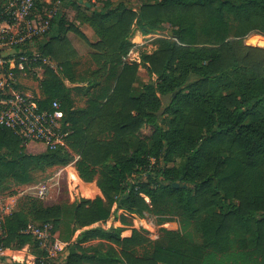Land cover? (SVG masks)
Returning <instances> with one entry per match:
<instances>
[{
  "label": "trees",
  "instance_id": "16d2710c",
  "mask_svg": "<svg viewBox=\"0 0 264 264\" xmlns=\"http://www.w3.org/2000/svg\"><path fill=\"white\" fill-rule=\"evenodd\" d=\"M137 2L136 9L129 0H104L96 10L88 0L74 20L59 12L41 38L39 52L69 82L77 81L73 61L79 55L69 32L88 44L97 66L92 74L114 78L110 88L75 109L71 88L46 66L39 103L61 102L71 129L65 145L25 146L0 127V183L8 174L27 183L31 170L66 166L74 152L78 176L100 191L72 205L70 234L81 231L66 255L38 256L35 264H264V0ZM76 20L98 39L90 42ZM133 22L139 32L165 24L173 32L141 54L155 79L137 88L139 63L123 62L133 47ZM254 35L259 45L251 42ZM171 156L186 158L182 168L165 165ZM114 203L127 212L122 224L130 215H156L158 224L175 217L180 231L160 227L152 240L136 228L128 237H121V227L83 229L107 221ZM29 211L31 221L51 222L53 231L61 226L59 204H32ZM26 223L22 212L7 215L6 246L22 251L35 244L19 233ZM142 246L151 249L138 254Z\"/></svg>",
  "mask_w": 264,
  "mask_h": 264
},
{
  "label": "built area",
  "instance_id": "2783aa9c",
  "mask_svg": "<svg viewBox=\"0 0 264 264\" xmlns=\"http://www.w3.org/2000/svg\"><path fill=\"white\" fill-rule=\"evenodd\" d=\"M36 2L0 0V127L10 130L25 146L41 144L55 150L65 145V138L71 132L61 102L52 99L48 106H42L38 92L35 95L19 88L23 77L30 75L37 79L43 66L49 63L39 52L38 44L61 9V0H54L41 9L37 8ZM131 53L132 50L127 56ZM76 159L78 157L74 161ZM35 189L39 198H45L49 183L43 180L25 188L26 191ZM2 199L0 196V261L12 257L9 254L11 248L4 244L8 235L5 219L10 212L5 210ZM145 199L148 201L147 197ZM19 233L30 235L38 243L44 251L40 258H57L66 249L56 238L51 222L30 221L19 229ZM158 237V233L152 235L153 239ZM35 258L32 255V264H35Z\"/></svg>",
  "mask_w": 264,
  "mask_h": 264
},
{
  "label": "rangeland",
  "instance_id": "374dc122",
  "mask_svg": "<svg viewBox=\"0 0 264 264\" xmlns=\"http://www.w3.org/2000/svg\"><path fill=\"white\" fill-rule=\"evenodd\" d=\"M91 2H93L92 8L99 10L102 7V2H104V0H94ZM129 3L135 6L136 9L139 7L137 0H129ZM68 20H74V16L71 15ZM81 27L84 28L86 26L81 25ZM169 28H171L170 25L165 24L164 28H149L141 30L142 32L136 31L135 34L138 35L139 39L134 40V42L132 41L133 43L131 42L133 47L130 48V50H132V53L129 56L126 55L124 57L129 58L130 60L124 61L123 59L124 63H139L137 80L134 84L136 88L141 83L149 81L150 78L155 79L154 75H148L146 69L142 65L143 63L141 60V54L151 53L153 50H155L158 47V39H172V34H170V32H173ZM137 29H140L139 26L135 22H133L131 27V33L135 32V30ZM135 34L132 35L135 36ZM92 36L93 38L94 36L95 38L98 37L95 33ZM69 37L79 53V55L74 58L73 61V69L75 73L74 75L75 78H77V81L71 83L67 79H65L61 72L58 70L56 62L46 56V58L49 60V63H46L43 66L42 73H40V76L37 79L35 77H30V75H28V77L26 78L23 77L21 80L22 83L19 85V88L25 91L32 92L35 95L37 94L36 92H38L39 96L43 98L41 82L44 78L43 71L45 70L46 66H48L49 68L55 70L61 77V79L64 80V83L71 88V94L74 100V108L81 109L86 106L87 100L91 96L94 97L97 94L102 93L103 88H110L114 81V78L112 76H108L106 73L93 75L92 72L97 69V66L87 53L88 44L79 35L73 32H69ZM257 37L260 38V36L254 35L251 38V42L256 45H259V40L257 39ZM87 39L89 40V38ZM165 101L166 99L163 98V102ZM132 145L135 148L137 146V142L133 141ZM1 152L5 151L2 150ZM71 153L73 156L75 155V157H78L77 154H73L74 152ZM6 155L7 153H2L4 161H7L9 159ZM185 159L186 158L184 156H171L165 165L182 168L185 163ZM73 161L66 166H52L47 167L44 170H31L29 173L30 180L27 183H18L8 174L6 178L0 183V196H2L3 198L2 202L4 204L5 210H7L8 212H22L26 216V222L28 223L31 221L29 210H31L32 204H40L44 206L50 204H59L60 206H62L63 211L69 218V214H71L72 205H75V203L82 200L83 198H90L86 195L93 196L95 194L94 189H92L91 187H89V185L80 180V178L78 177V172H76V165ZM159 164L163 165L164 162H162L161 160ZM43 180H46V182L49 183L48 195L45 198H39L37 196L38 190L36 189L27 191L25 190V188H27L28 186L36 184L39 181ZM141 180H144V177H141ZM123 213L127 214V212H125L124 210L118 209L116 203H114L111 208V215L109 219L101 224V226H103L102 228H109L111 225L119 226V221L114 220L120 219L123 216ZM123 220L126 223V227L121 233L122 236H125L130 231L132 233V229L136 228L152 240H155L152 238V235L155 233L159 234L160 227L167 229L173 228L172 224H167V222H169L170 220L173 221V218H170L165 224L164 222L158 224V217L156 215L145 214L144 217L130 215V217H123ZM179 224L180 223L177 220L175 225L176 229L174 230L180 231ZM58 230L61 231L60 227L59 229L55 230L56 238L62 243L61 245L64 247L66 246L67 249V246L69 245L68 241L71 236L70 231H61L58 233ZM192 239L198 242L201 240L199 235L195 234L192 236ZM35 244L31 242L30 244L25 245V250L10 252L9 254L12 257H6L2 259L0 261V264H11L12 262H19L21 264H32L31 255H33V257L44 255V251L38 246V243L35 242ZM66 249H63L59 257H54L52 259L58 260V258L63 257ZM150 249V246H142L137 249V253L142 254L145 250Z\"/></svg>",
  "mask_w": 264,
  "mask_h": 264
},
{
  "label": "crops",
  "instance_id": "0c3cea01",
  "mask_svg": "<svg viewBox=\"0 0 264 264\" xmlns=\"http://www.w3.org/2000/svg\"><path fill=\"white\" fill-rule=\"evenodd\" d=\"M42 3H43V6L42 7H45V6H48L49 4H51L54 0H40ZM91 1H94V0H91ZM88 2V0H61V9H60V12H62V13H64L68 18H70L71 17V15H73L74 16V18H75V14H76V11H77V9L78 8H80V7H82V5L84 4V5H86V6H89V5H87L86 3ZM76 23L78 24V26H79V28L81 29V31L86 35V37L87 38H89V41L90 42H95L97 39H98V37L97 38H95V36H94V38H93V34L95 33L94 32V30L88 25V24H86V23H84V24H81V23H79V21H77L76 20ZM81 25L82 26H86V27H84V28H82L81 27ZM136 31L138 32V30H135V32H133L132 34H135L136 33ZM136 35V39H134V35H131L130 36V41H133L134 42V40H137V39H139L138 38V35L137 34H135ZM132 42V43H133ZM135 43H136V41H135ZM125 60H130L129 58H125L124 59V61ZM77 172V171H76ZM79 177V176H78ZM80 178V177H79ZM81 180V179H80ZM82 181V180H81ZM83 182V181H82ZM94 189H95V194L93 195V196H91L90 197V199H92V198H94L95 196H97V195H99L100 194V191H99V189L95 186V187H93ZM71 210H72V206H71ZM73 211V210H72ZM12 212H10V214H11ZM125 214V213H124ZM126 216H127V214H125ZM169 220V219H168ZM168 220H166L165 222H164V224L168 221ZM177 218H173V221L172 220H170L169 222H167V224H172V227L173 228H170V230H174V229H176L175 228V225H176V222H177ZM114 221H119V226H114V225H111L109 228H105V229H111V228H113V227H121L122 228V230H121V232H120V235H121V233H122V231L125 229V227H126V224H122V222H121V220L120 219H118V220H114ZM106 222V221H105ZM102 223H104V222H102V221H98V222H96V223H93L92 225H90V226H86V227H84L83 229H85V228H91V227H96V226H100V227H103V226H101V224ZM73 228V214L71 213V214H69V218H68V216L65 214V212L63 213V217H62V223H61V226H60V229H61V231H70V229H72ZM60 230H58V233L59 232H61ZM81 231V229H77V230H75L74 232H72L71 233V237L69 238V243H72V242H75V239H76V236L78 235V233ZM131 235V231L129 232V233H127L125 236H122L121 235V237H128V236H130ZM96 240L98 241V239H94V240H92V242H96ZM89 242H91V241H89ZM68 243V244H69ZM88 243V242H87ZM18 250H20V249H11V252H13V251H18ZM66 253H67V251H65V254H64V256L66 255ZM32 256V255H31Z\"/></svg>",
  "mask_w": 264,
  "mask_h": 264
},
{
  "label": "water",
  "instance_id": "95a60500",
  "mask_svg": "<svg viewBox=\"0 0 264 264\" xmlns=\"http://www.w3.org/2000/svg\"><path fill=\"white\" fill-rule=\"evenodd\" d=\"M86 4L89 5L88 2ZM170 34H172V33L170 32ZM172 185L175 186V187H178L179 186V182H173Z\"/></svg>",
  "mask_w": 264,
  "mask_h": 264
},
{
  "label": "bare ground",
  "instance_id": "6f19581e",
  "mask_svg": "<svg viewBox=\"0 0 264 264\" xmlns=\"http://www.w3.org/2000/svg\"><path fill=\"white\" fill-rule=\"evenodd\" d=\"M134 39H136V35L134 36Z\"/></svg>",
  "mask_w": 264,
  "mask_h": 264
}]
</instances>
